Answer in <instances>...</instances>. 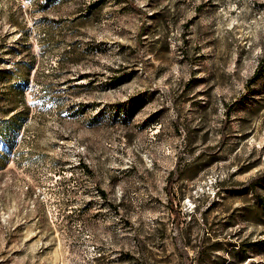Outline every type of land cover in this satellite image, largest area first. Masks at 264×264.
Here are the masks:
<instances>
[{
	"label": "rangeland",
	"instance_id": "374dc122",
	"mask_svg": "<svg viewBox=\"0 0 264 264\" xmlns=\"http://www.w3.org/2000/svg\"><path fill=\"white\" fill-rule=\"evenodd\" d=\"M264 0H0V264H264Z\"/></svg>",
	"mask_w": 264,
	"mask_h": 264
},
{
	"label": "trees",
	"instance_id": "16d2710c",
	"mask_svg": "<svg viewBox=\"0 0 264 264\" xmlns=\"http://www.w3.org/2000/svg\"><path fill=\"white\" fill-rule=\"evenodd\" d=\"M263 73H264V59L262 60V62L259 63L254 74L249 78L247 82V87L253 84L257 79H259L263 75ZM262 204H264L263 201Z\"/></svg>",
	"mask_w": 264,
	"mask_h": 264
}]
</instances>
